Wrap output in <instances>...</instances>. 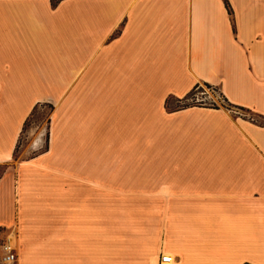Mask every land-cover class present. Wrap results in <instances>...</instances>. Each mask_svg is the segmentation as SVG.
Segmentation results:
<instances>
[{
  "label": "crops",
  "instance_id": "crops-1",
  "mask_svg": "<svg viewBox=\"0 0 264 264\" xmlns=\"http://www.w3.org/2000/svg\"><path fill=\"white\" fill-rule=\"evenodd\" d=\"M0 3V255L264 264V0ZM199 86L230 106L166 109ZM41 104L47 150L12 166Z\"/></svg>",
  "mask_w": 264,
  "mask_h": 264
},
{
  "label": "rangeland",
  "instance_id": "rangeland-1",
  "mask_svg": "<svg viewBox=\"0 0 264 264\" xmlns=\"http://www.w3.org/2000/svg\"><path fill=\"white\" fill-rule=\"evenodd\" d=\"M1 4V3H0ZM5 5L4 3H2ZM2 27V26H0ZM1 30V29H0ZM1 35V32H0ZM0 53H3L1 51ZM3 56V55H1ZM6 57L18 59L15 55L7 54ZM13 78H9L11 83L16 81V76H12ZM8 79L3 80V84H10ZM14 81V82H13ZM21 83V82H20ZM18 82V85L20 84ZM53 86V83H51ZM59 84H57V88H59ZM54 92H58L57 90ZM191 99V100H190ZM187 102L193 104H200L204 106H227L222 97L219 95V92L216 89H213L209 86H199L197 89L193 90L191 98ZM177 104L175 101L170 100L169 106L175 107ZM33 109L34 112L32 116L29 117L28 120H25L22 131L20 133V137L18 139L17 145L13 152V158L10 165H15L18 162L28 160L35 156H38L44 153L47 150L48 144V124H49V115L52 109L51 105L41 104L36 105ZM243 114H245L243 112ZM248 115L249 114H245ZM6 165L0 164V176L5 170ZM1 237V233H0ZM1 245V239H0Z\"/></svg>",
  "mask_w": 264,
  "mask_h": 264
},
{
  "label": "built area",
  "instance_id": "built-area-1",
  "mask_svg": "<svg viewBox=\"0 0 264 264\" xmlns=\"http://www.w3.org/2000/svg\"><path fill=\"white\" fill-rule=\"evenodd\" d=\"M2 254L0 255V264H14L16 260L15 249L11 244L2 245ZM173 259L169 255H160L157 264H171Z\"/></svg>",
  "mask_w": 264,
  "mask_h": 264
},
{
  "label": "trees",
  "instance_id": "trees-1",
  "mask_svg": "<svg viewBox=\"0 0 264 264\" xmlns=\"http://www.w3.org/2000/svg\"><path fill=\"white\" fill-rule=\"evenodd\" d=\"M225 7L228 11V13L230 14V8H229V5L227 3H225ZM193 92V91H192ZM192 92L189 93L185 98L179 100V99H173V98H169L165 101V107L168 111H177V110H181V109H185V108H188V107H204V105H200V104H193V103H188L187 101L191 98V95H192ZM170 100H173L175 101V103L177 104L174 108L173 107H170L169 106V101ZM191 100V99H190ZM227 105V104H226ZM230 105H227L226 107H229ZM210 108H213V109H216L217 107L216 106H208ZM225 107V106H223ZM35 109L32 110L31 114L29 115L32 116L33 112H34ZM243 110V109H241ZM244 111V110H243ZM29 117L26 119L28 120Z\"/></svg>",
  "mask_w": 264,
  "mask_h": 264
}]
</instances>
